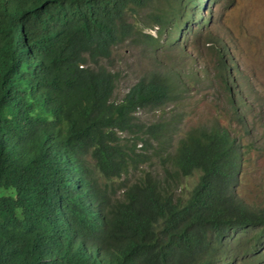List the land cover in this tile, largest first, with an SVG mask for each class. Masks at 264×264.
<instances>
[{
  "label": "trees",
  "instance_id": "1",
  "mask_svg": "<svg viewBox=\"0 0 264 264\" xmlns=\"http://www.w3.org/2000/svg\"><path fill=\"white\" fill-rule=\"evenodd\" d=\"M200 4L0 0V264H264V205L236 192L238 139L217 121L183 136L179 118L138 123L186 83L153 71L113 101L99 64L124 42L178 46L206 23ZM152 27L178 34L163 44ZM148 145L178 176L199 172L187 198L151 171L132 177Z\"/></svg>",
  "mask_w": 264,
  "mask_h": 264
},
{
  "label": "rangeland",
  "instance_id": "2",
  "mask_svg": "<svg viewBox=\"0 0 264 264\" xmlns=\"http://www.w3.org/2000/svg\"><path fill=\"white\" fill-rule=\"evenodd\" d=\"M198 13L206 23L181 33L178 46L160 51L144 42H124L99 64L116 75L113 101H120L130 87L151 72L173 69L187 87L183 89L175 80L171 85L180 93L177 100L157 109H140L137 122L179 118L174 130L179 136L192 126L219 122L242 146L237 194L249 204L264 205V0H205ZM145 31L158 36L163 44L167 37L178 34L171 31L160 36L156 27ZM218 45L224 46L221 58ZM220 62L224 63L222 70ZM136 153L143 156L137 167L131 168L132 177L143 170L151 171L177 197H188L199 172L178 176L170 162L150 145L137 146Z\"/></svg>",
  "mask_w": 264,
  "mask_h": 264
},
{
  "label": "clouds",
  "instance_id": "3",
  "mask_svg": "<svg viewBox=\"0 0 264 264\" xmlns=\"http://www.w3.org/2000/svg\"><path fill=\"white\" fill-rule=\"evenodd\" d=\"M200 1H201L200 7L196 8V12H197V15H198V16L204 18L203 16L199 15L198 12L202 10L205 0H200ZM204 19H205V18H204ZM205 20H206V19H205ZM218 46H221V50H222V52L224 53V46H223V45H218Z\"/></svg>",
  "mask_w": 264,
  "mask_h": 264
},
{
  "label": "bare ground",
  "instance_id": "4",
  "mask_svg": "<svg viewBox=\"0 0 264 264\" xmlns=\"http://www.w3.org/2000/svg\"><path fill=\"white\" fill-rule=\"evenodd\" d=\"M205 69V68H204Z\"/></svg>",
  "mask_w": 264,
  "mask_h": 264
}]
</instances>
